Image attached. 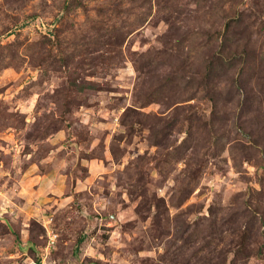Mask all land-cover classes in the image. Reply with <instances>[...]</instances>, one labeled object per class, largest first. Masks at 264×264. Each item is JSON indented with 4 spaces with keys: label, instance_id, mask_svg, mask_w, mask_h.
<instances>
[{
    "label": "rangeland",
    "instance_id": "obj_1",
    "mask_svg": "<svg viewBox=\"0 0 264 264\" xmlns=\"http://www.w3.org/2000/svg\"><path fill=\"white\" fill-rule=\"evenodd\" d=\"M264 264V0H0V264Z\"/></svg>",
    "mask_w": 264,
    "mask_h": 264
},
{
    "label": "built area",
    "instance_id": "obj_2",
    "mask_svg": "<svg viewBox=\"0 0 264 264\" xmlns=\"http://www.w3.org/2000/svg\"><path fill=\"white\" fill-rule=\"evenodd\" d=\"M24 264H47L46 262L42 260H37V259H30L29 262L24 263Z\"/></svg>",
    "mask_w": 264,
    "mask_h": 264
}]
</instances>
